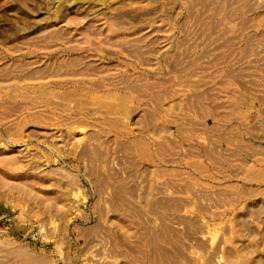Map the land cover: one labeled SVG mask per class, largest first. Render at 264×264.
<instances>
[{"label": "rangeland", "instance_id": "obj_1", "mask_svg": "<svg viewBox=\"0 0 264 264\" xmlns=\"http://www.w3.org/2000/svg\"><path fill=\"white\" fill-rule=\"evenodd\" d=\"M263 47L264 0H0V264H157L165 228L181 232L166 264H264L258 101L231 115L263 126L239 196L220 169L152 174L121 141L211 146Z\"/></svg>", "mask_w": 264, "mask_h": 264}, {"label": "crops", "instance_id": "obj_2", "mask_svg": "<svg viewBox=\"0 0 264 264\" xmlns=\"http://www.w3.org/2000/svg\"><path fill=\"white\" fill-rule=\"evenodd\" d=\"M255 61L259 62L260 65H264V47L258 54H255ZM257 73L255 71L254 75L248 78L254 82L253 92L247 89H239L237 91H228L224 92L226 101L220 104L221 116L216 119L212 128H209L210 131L222 130L226 131L225 133L214 134L213 142L211 146H198L196 148L189 146L187 152L183 155L181 147L177 144L178 140L172 139L168 140L167 144H157L155 143L154 138L147 137L142 135L140 138L136 137L132 144H129V138H121V141H125L124 146L126 150H132L137 155V159L140 164L143 166L147 165L149 167L150 173H162L166 174L167 171H172L175 176H180L181 174H187L192 176L196 171L197 175L200 177L205 176V171L208 169H220L223 174V184L224 186H219L224 189L228 194L238 196L240 193H245L246 188V163L253 168L261 167L262 158V148H261V138L256 139L254 136L253 139H249L248 148L253 149V152L247 155L246 149V136H247V126L249 128L262 130V122L259 121L253 122L252 124L246 123L245 120H239L238 122L231 120V115L235 114L238 111V114L241 111L242 105L243 108L251 105V101L257 103L258 106L254 108V112L262 113L264 110V69ZM246 78V77H245ZM253 99V100H252ZM245 111V109H244ZM240 115V114H239ZM252 125V126H251ZM180 126V125H179ZM181 127V126H180ZM180 127H177L178 129ZM124 136V135H123ZM176 136V135H175ZM160 137V136H159ZM142 139L146 144V149L143 154L138 152V149L134 148V144L138 140ZM157 139H159L157 137ZM219 142L225 143L223 146ZM166 155L169 158H166ZM195 159L201 160L206 164V168L201 173L199 170L194 167L192 161ZM213 160V161H212ZM212 161V162H211ZM243 164V165H242ZM230 179H237V182L232 183ZM236 187V188H235ZM220 189V190H221ZM232 189V191H231ZM178 200V201H175ZM178 198H174L175 202L173 207L179 208ZM245 202V201H244ZM243 202V203H244ZM126 207V206H125ZM229 207V206H227ZM124 208V207H123ZM141 208V207H139ZM145 208V207H144ZM245 208V206H244ZM115 228L117 233L120 234V238H125L130 234L131 225L127 223L126 220H117L115 223ZM180 231L170 229L161 230L154 233L146 243L147 248L151 251L152 255L157 258V264H166V259L175 257V254L169 248H166V244L172 248L175 245V241L180 238ZM125 256L130 255V252L125 250Z\"/></svg>", "mask_w": 264, "mask_h": 264}, {"label": "bare ground", "instance_id": "obj_3", "mask_svg": "<svg viewBox=\"0 0 264 264\" xmlns=\"http://www.w3.org/2000/svg\"><path fill=\"white\" fill-rule=\"evenodd\" d=\"M19 216H20V215H19ZM19 216H18V217H19Z\"/></svg>", "mask_w": 264, "mask_h": 264}]
</instances>
